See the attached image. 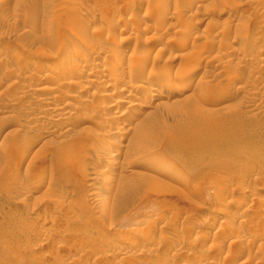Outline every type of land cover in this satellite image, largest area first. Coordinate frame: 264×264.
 <instances>
[{
	"label": "rangeland",
	"instance_id": "obj_1",
	"mask_svg": "<svg viewBox=\"0 0 264 264\" xmlns=\"http://www.w3.org/2000/svg\"><path fill=\"white\" fill-rule=\"evenodd\" d=\"M206 263L264 264V0H0V264Z\"/></svg>",
	"mask_w": 264,
	"mask_h": 264
},
{
	"label": "bare ground",
	"instance_id": "obj_2",
	"mask_svg": "<svg viewBox=\"0 0 264 264\" xmlns=\"http://www.w3.org/2000/svg\"><path fill=\"white\" fill-rule=\"evenodd\" d=\"M189 6V5H188ZM183 9V8H182ZM179 11H181V9H180V5H176L175 7H174V14H176V13H179ZM190 14V13H189ZM185 15V14H184ZM172 16H174L173 14H172ZM171 16V17H172ZM165 19H166V17H165ZM169 19V18H168ZM164 20V19H163ZM183 21V20H182ZM184 23H185V21H184ZM185 24H187V23H185ZM176 25V24H175ZM180 27V26H179ZM178 27V28H179ZM184 27V26H183ZM90 31V30H89ZM70 37V36H69ZM181 38V37H180ZM127 40H129L128 38H127ZM131 40V39H130ZM158 41V40H157ZM74 42V41H73ZM132 42V41H131ZM92 43V42H91ZM65 46V44H63V43H59V44H57V47H59V48H63ZM90 46V45H89ZM87 55V54H86ZM87 63V62H86ZM125 65H127L126 63H125ZM142 66H144V65H142ZM142 66H140V65H138V64H131V63H129V65L126 67L127 68V70H129V72L128 73H138V72H141V75H143L145 72H146V69H143V68H141ZM166 67V66H165ZM125 68V69H126ZM141 69V70H140ZM123 70V69H122ZM167 71V70H166ZM92 72V71H91ZM127 72V71H126ZM82 73V72H81ZM125 73V71L123 70L122 72L121 71H117L116 73H114V78H115V80H119L120 78H119V76H121L122 77V74H124ZM149 73V72H148ZM160 73V72H159ZM125 74H127V73H125ZM163 74V73H162ZM166 74V73H165ZM139 75V74H138ZM150 75V74H149ZM147 76V75H146ZM167 76H169L168 74H166V76H164L165 78H167ZM133 78H134V76H132ZM132 77H130V78H132ZM137 79V78H136ZM141 79V78H140ZM162 79V78H161ZM138 80V79H137ZM72 81V80H71ZM70 80L68 81V83L69 84H75V83H77V82H75L74 80L71 82ZM132 81V80H131ZM130 81V83L132 84L133 82H134V80L131 82ZM141 81V80H140ZM67 82V81H66ZM130 84V85H131ZM76 85V84H75ZM111 85V84H110ZM106 86V85H105ZM132 88H134V89H137V90H139V89H144V88H146V90L148 91V90H155V91H158V90H156V87H157V85H156V87L155 86H151V87H147L145 84L143 85L142 83H139L138 81L137 82H135V83H133L132 84ZM180 86V85H179ZM66 87V86H65ZM145 90V91H146ZM182 90V89H181ZM129 91H130V89H129ZM132 91V90H131ZM135 91V90H134ZM141 91V90H140ZM174 91V90H173ZM179 91H180V89L178 88L175 92H176V96H178V94H179ZM128 93V92H127ZM132 93V92H131ZM153 93V92H152ZM174 93V92H173ZM151 94V93H150ZM162 94V93H161ZM152 95H154V93L153 94H151L150 95V97H149V103H146L143 107L145 108V110H146V113H148V115L149 114H152L155 110H157V109H159L161 106H163V105H166V106H175V105H178V104H182L183 103V99H180V98H177V97H171V93L169 94V93H165L164 94V96L163 97H165V99H167V100H171V102L169 103V102H166L165 104L163 103V102H160V103H158V104H154L155 103V100H156V98H154ZM158 96V95H157ZM131 100V99H130ZM166 100V101H167ZM195 101V100H194ZM129 103H130V106H136V105H141L139 102H137V101H134V100H131V101H128ZM154 104V105H153ZM53 105V104H52ZM129 106V105H128ZM152 107H154V108H152ZM60 112V111H59ZM155 113V112H154ZM59 121V120H58ZM107 149V148H106ZM107 152V151H106ZM111 154V153H110ZM127 164H129V163H127ZM130 175H138L139 174V172L138 171H136V170H131L130 171V173H129ZM132 206V205H131ZM138 206V204H136V203H134V205H133V207H137ZM207 264V263H206Z\"/></svg>",
	"mask_w": 264,
	"mask_h": 264
}]
</instances>
